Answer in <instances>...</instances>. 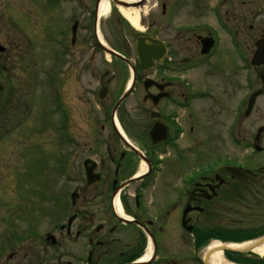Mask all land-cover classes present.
I'll return each mask as SVG.
<instances>
[{
	"label": "flooded vegetation",
	"instance_id": "af4514ba",
	"mask_svg": "<svg viewBox=\"0 0 264 264\" xmlns=\"http://www.w3.org/2000/svg\"><path fill=\"white\" fill-rule=\"evenodd\" d=\"M13 1L31 64L45 66L63 115L72 186L42 228L11 233L0 264H211L215 241L224 264H264V63L250 64L256 52L264 61V0ZM120 9L139 12L137 28ZM14 41L0 45L4 70L28 56ZM139 41L151 60L144 69ZM7 76L0 97L11 91ZM223 79L244 91L241 107L223 153L200 157L197 104L221 99Z\"/></svg>",
	"mask_w": 264,
	"mask_h": 264
},
{
	"label": "rangeland",
	"instance_id": "374dc122",
	"mask_svg": "<svg viewBox=\"0 0 264 264\" xmlns=\"http://www.w3.org/2000/svg\"><path fill=\"white\" fill-rule=\"evenodd\" d=\"M15 10L13 0H0V45L14 46V40L20 39L28 51L21 69L15 62L6 65L7 69L4 70L0 57V77L8 75L11 79V91L2 93L6 96L0 97L1 247L12 236L11 233L17 234L28 227L42 228L51 204H59L58 196L72 186L65 174L68 145L63 115L54 112L51 86L46 68H43L45 66L39 62L33 66L31 64L34 50L31 54V46L24 37L21 38V35L30 32H21L16 26ZM246 76L247 82H252V71L248 70ZM219 80V77H215L212 82L214 84ZM226 83L225 87L222 84L214 85L218 93L225 89L226 94L221 99L198 101L200 157L207 155L208 150L213 155L223 153L229 115L233 114V109L241 107L239 93L242 95L244 91L231 89ZM135 97L136 93L125 102V106H129ZM84 120L78 117V123L82 126L81 136L87 134ZM69 161L70 167L75 166V159ZM24 261L30 262V257Z\"/></svg>",
	"mask_w": 264,
	"mask_h": 264
},
{
	"label": "bare ground",
	"instance_id": "6f19581e",
	"mask_svg": "<svg viewBox=\"0 0 264 264\" xmlns=\"http://www.w3.org/2000/svg\"><path fill=\"white\" fill-rule=\"evenodd\" d=\"M107 11H108V4L106 1H104L101 5L102 16H105ZM120 13L130 23V25L132 27H137V25H138V13H139L138 11L120 9ZM143 171L144 170H142V172ZM222 246L223 245L220 242L215 241V242H212L210 244V246L208 247L207 250H212V254L210 255V258H209V262L211 264H224V260H223L222 255H221L222 254V249H221ZM242 246L239 244H235V243H230L228 245V247L234 248V249L241 248ZM257 252L260 255L264 254V247L258 248Z\"/></svg>",
	"mask_w": 264,
	"mask_h": 264
},
{
	"label": "water",
	"instance_id": "95a60500",
	"mask_svg": "<svg viewBox=\"0 0 264 264\" xmlns=\"http://www.w3.org/2000/svg\"><path fill=\"white\" fill-rule=\"evenodd\" d=\"M136 52H137V59H138L139 64H140L139 68L140 69H144V67H145L144 65H146L147 62H151V60H150L149 52L147 51V48H146L145 44L143 43V41H139L138 42L137 51ZM260 63H264V61L261 62L259 60V53L256 52L253 55L252 59H251V65L258 66V65H260ZM256 96H257L256 93H253L252 95H250L248 103H247V107H246V112L247 113L253 107L254 100H255ZM156 133L157 132H156V130L154 128L152 130V132H151V135L156 134ZM223 249H227V246H225Z\"/></svg>",
	"mask_w": 264,
	"mask_h": 264
}]
</instances>
